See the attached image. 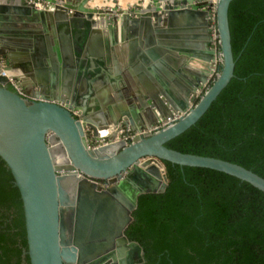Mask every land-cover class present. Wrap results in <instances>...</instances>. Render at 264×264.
<instances>
[{
	"label": "water",
	"instance_id": "95a60500",
	"mask_svg": "<svg viewBox=\"0 0 264 264\" xmlns=\"http://www.w3.org/2000/svg\"><path fill=\"white\" fill-rule=\"evenodd\" d=\"M90 1L0 0V54L22 90L0 74V156L20 190L30 264L143 262L142 245L125 230L139 195L167 187L164 159L218 169L264 191V176L252 168L166 144L235 75L232 0H142L132 7ZM52 13L84 17L89 34L75 42L76 57L69 48L63 69H46L44 37L34 39L31 27L46 25ZM179 110L185 113L173 122L129 143L88 144L87 126L124 121L140 129Z\"/></svg>",
	"mask_w": 264,
	"mask_h": 264
},
{
	"label": "trees",
	"instance_id": "16d2710c",
	"mask_svg": "<svg viewBox=\"0 0 264 264\" xmlns=\"http://www.w3.org/2000/svg\"><path fill=\"white\" fill-rule=\"evenodd\" d=\"M235 75L166 144L239 162L264 176V0H232ZM164 191L139 195L125 232L141 264H264V191L227 172L163 160ZM23 201L0 156V264H30Z\"/></svg>",
	"mask_w": 264,
	"mask_h": 264
},
{
	"label": "crops",
	"instance_id": "0c3cea01",
	"mask_svg": "<svg viewBox=\"0 0 264 264\" xmlns=\"http://www.w3.org/2000/svg\"><path fill=\"white\" fill-rule=\"evenodd\" d=\"M141 1L142 0H91L89 4L100 7L113 5H118L119 7H132ZM34 24V26H31L33 28L34 39L37 37H44L45 42L40 43L46 47L48 53L47 58L49 59V63L44 64L46 69L55 68V63H57L60 69L65 68V65H68L69 62V57H67L70 51L69 48L71 49V55H73L72 48L76 47L75 42L80 45L87 40V36L89 35L87 33V27L84 25V17L82 16L76 17L73 20V18L68 17V15L66 17L64 14L58 15L52 13L50 21L45 23L46 25L41 21L34 22ZM24 27L25 26H18L17 28ZM96 27L98 28V24L97 26H93V29ZM192 32L196 33L197 30H193ZM91 34L90 32V35ZM73 56L76 57L77 55L74 54ZM43 57L44 56L40 57V60L43 61ZM56 76H58L60 81L63 80L62 72Z\"/></svg>",
	"mask_w": 264,
	"mask_h": 264
},
{
	"label": "built area",
	"instance_id": "2783aa9c",
	"mask_svg": "<svg viewBox=\"0 0 264 264\" xmlns=\"http://www.w3.org/2000/svg\"><path fill=\"white\" fill-rule=\"evenodd\" d=\"M215 1V0H213ZM45 2L37 1L39 6H43ZM212 42L219 46V37H218V30L216 26V20L212 19ZM6 56L4 54H0V74H4L8 76V84L16 89L18 92H22L21 86L18 84L17 79L10 75L6 70ZM202 90L199 89L198 93ZM185 111L179 110L174 113L172 117H167L155 122L150 127H142L140 129L133 128L130 123L120 121L118 124L97 127L96 129L87 126L85 128L88 144L91 148H97L105 144H109L116 141H125L129 143L135 139L137 135L144 134L146 132H155L160 128L168 125L169 123L173 122L175 119L183 115Z\"/></svg>",
	"mask_w": 264,
	"mask_h": 264
},
{
	"label": "flooded vegetation",
	"instance_id": "af4514ba",
	"mask_svg": "<svg viewBox=\"0 0 264 264\" xmlns=\"http://www.w3.org/2000/svg\"><path fill=\"white\" fill-rule=\"evenodd\" d=\"M102 183H103V182H102ZM103 185H105V183H103ZM106 185H108V184H106ZM141 263H142V262H140V261H139V258L137 257V258H136V262H135V264H141Z\"/></svg>",
	"mask_w": 264,
	"mask_h": 264
}]
</instances>
